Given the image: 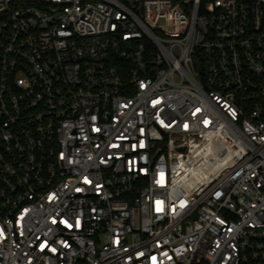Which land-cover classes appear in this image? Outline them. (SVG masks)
I'll return each instance as SVG.
<instances>
[{"label": "built area", "instance_id": "built-area-1", "mask_svg": "<svg viewBox=\"0 0 264 264\" xmlns=\"http://www.w3.org/2000/svg\"><path fill=\"white\" fill-rule=\"evenodd\" d=\"M0 264H264V0H0Z\"/></svg>", "mask_w": 264, "mask_h": 264}]
</instances>
